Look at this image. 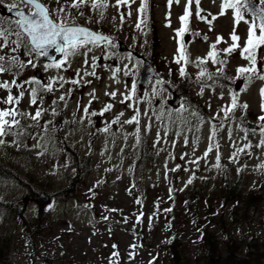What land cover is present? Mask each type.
Returning a JSON list of instances; mask_svg holds the SVG:
<instances>
[{
	"label": "rangeland",
	"instance_id": "374dc122",
	"mask_svg": "<svg viewBox=\"0 0 264 264\" xmlns=\"http://www.w3.org/2000/svg\"><path fill=\"white\" fill-rule=\"evenodd\" d=\"M13 2L0 5L5 27L11 22L15 28V20L7 16ZM101 2L109 6L69 9V20L114 36L124 49L116 43L90 44V51L79 49L61 69L47 68L40 57L36 67L27 65L30 57L23 48L0 52L17 55L25 64L18 72L13 68L0 74V82L23 84L17 107L33 115L42 109L38 120L18 117L17 134L3 137L0 144L4 264H170L173 245L180 264H206L211 247L207 250L203 231L211 234L214 256L223 255L227 243L236 246L238 255H247L253 242L252 263L264 264V147L258 146L264 140V121L259 119L264 116V79H248L238 71L249 66L242 50L250 23H237L234 11L223 7L225 0H199L198 5L196 0H172L171 5L169 0H147L143 14L138 12L142 0L130 7L117 6L116 0ZM43 3L55 15L65 0ZM186 10L189 15L182 22ZM233 33L240 38L239 47L225 53ZM211 51L224 63H214ZM256 55L264 72V46ZM144 58L163 76L162 83L138 86ZM37 70L42 79L34 76ZM58 76L67 81L63 87L40 92L42 102L30 104L29 90L38 85L24 82L46 84ZM20 91L13 87L11 94ZM8 94L0 88V100ZM233 95L238 106L226 115ZM175 97L180 100L173 106ZM9 107L0 102V109ZM133 116L139 123L124 122ZM210 144L213 151L204 159ZM218 154L220 167L215 166ZM195 158H200L198 166L189 163ZM83 162L88 169L75 182L76 166ZM225 179L239 183L234 197H226ZM66 187L70 191L62 198ZM41 193L53 201L39 206L35 200ZM37 228L39 235H30Z\"/></svg>",
	"mask_w": 264,
	"mask_h": 264
},
{
	"label": "snow or ice",
	"instance_id": "6c2138e0",
	"mask_svg": "<svg viewBox=\"0 0 264 264\" xmlns=\"http://www.w3.org/2000/svg\"><path fill=\"white\" fill-rule=\"evenodd\" d=\"M178 2V0H177ZM57 3L60 4V0H57ZM132 3H135V0H116V5H127L131 6ZM172 0H169L171 5ZM197 5L199 0H196ZM3 4V0H0V5ZM20 4L25 5L31 10L26 14L25 11L20 9ZM91 5L93 9H105L109 5L101 0H65V3L62 4L55 10V15L53 11L43 3V0H14L13 3L8 5V10L11 12L15 10V16L18 19L15 21V28L12 27V23L8 22V26L5 27L4 21L0 20V52H3L5 48H11L12 53H17L20 48H23L25 53L30 57L27 61V65L36 67L35 59L36 57H47L48 50L54 48L56 52L63 53L65 59L59 62H53L52 64L46 65L47 68H56L61 69L67 61V58L72 55H76L79 49L85 48L88 51L91 49L88 48V45H96L99 41L107 40L108 38L90 31L89 29L81 26L75 25L74 22H70V11L69 9H76L79 11L82 7ZM224 8L231 9L234 11V19L237 23L244 21L245 23H250L248 36L246 39V45L243 47L242 55L246 60L249 61L248 67H240L238 71L241 75L246 76L248 79H251L252 76H256L259 79H264V72L257 67V49L264 46V0H259L257 4L256 0H225L223 5ZM147 8V0H142L138 12L143 14ZM61 14H63L61 16ZM82 14V13H81ZM131 15V13H128ZM103 12H101V16ZM188 11H185V14L180 17L181 21L184 22L188 18ZM199 15V11H197ZM246 15L252 17L251 21L245 19ZM139 28L140 25L137 24ZM184 29L180 30L179 34H183ZM15 36L17 39L12 40L10 37ZM220 38H218L219 40ZM239 37L233 33L231 35V40L233 41L232 45L223 51L225 53H231L239 44ZM215 49V45L212 46ZM217 53L215 51L209 52L208 56L213 60L214 63L223 64L224 61L217 59ZM181 56H184V53H181ZM180 61L177 60V63ZM199 64H203L204 61H199ZM25 67L24 62H22L17 55L6 56L0 55V74L9 73L13 71V68L19 71V69ZM119 71V69H117ZM181 75H184V69L181 68ZM79 74V73H78ZM89 73H85L88 75ZM95 75L93 71L90 73ZM204 70H201V76H203ZM124 75H129L127 71L124 72ZM67 81L63 77H54L52 81L44 84L41 83L38 79H32L30 81H25L24 83H33L38 85V87L31 88L30 91V104L36 105L38 99L42 102L43 97L39 96L40 92H53L55 90V85L63 87L64 83ZM72 84H78L79 81L72 80ZM13 87H18L21 89L17 96L11 94V89ZM23 84H18L15 79L12 81H3L0 82V88L8 90L9 94L6 98L0 100L4 104H8L11 107L7 109H0V144L4 143L3 137L10 134H17L16 129L20 128V119L24 117H30L31 119L38 120L42 115V109L39 107L35 111V114L27 113L21 111L17 105H19L21 99L24 96ZM137 85L135 82L132 83L131 92L135 95ZM262 97H264V89L261 90ZM110 95L115 96V93ZM131 97L125 96V99H130ZM60 100H64L65 96L62 95L59 97ZM139 99V98H138ZM237 97L235 95L231 98V107L224 110L227 115L228 112H232L237 108ZM111 107V106H108ZM242 107L247 108V105ZM264 107V105H262ZM107 110V109H105ZM84 111L87 113L88 109L85 108ZM102 114V113H101ZM91 115H96L95 112H92ZM120 115H123L121 113ZM261 121H264V116L259 117ZM115 122H119V117H117ZM125 123H139L137 116H133L131 119L124 121ZM107 131V128H105ZM260 133L264 136V126L260 128ZM212 137H215L216 132L213 127ZM187 143V141H185ZM159 143V141H157ZM260 147H264V140L260 142ZM218 149V145L216 146ZM251 147V145H248ZM213 151V146L210 144L206 149L203 158L207 159L208 154ZM243 151V149H241ZM183 159V157H181ZM234 159V157H233ZM200 158H195L189 163L199 165ZM216 167H220V156H216ZM260 167L264 168V164ZM179 168V166H177ZM176 169H173L175 171ZM192 180L189 179L187 183H191ZM165 211H171V209H165Z\"/></svg>",
	"mask_w": 264,
	"mask_h": 264
},
{
	"label": "trees",
	"instance_id": "16d2710c",
	"mask_svg": "<svg viewBox=\"0 0 264 264\" xmlns=\"http://www.w3.org/2000/svg\"><path fill=\"white\" fill-rule=\"evenodd\" d=\"M190 83H193L192 80H190ZM88 169V164L87 162H83L82 164H79L76 166V176L74 177L73 181L75 182H78L77 179L79 178H83L84 176H81V171H83L84 169ZM7 170V169H6ZM88 173V172H87ZM224 182L226 183L225 184V187L223 190H225V195L226 197H228L229 195H235V191H238L237 190V187H238V184L239 183H232V184H229V182H227V179L224 180ZM70 191V188L69 187H66L65 190L61 191L60 194L62 195V198L65 197L66 193ZM66 192V193H65ZM255 205V204H253ZM212 219V222L215 223L216 219L215 218H211ZM24 223L25 220H24ZM26 226V224H25ZM223 226V224H222ZM30 227L26 226V230H29ZM36 231L38 232V228L36 229ZM203 235L204 238V243L207 245V250L209 247H213L214 245V242H213V239L211 238V234L206 232V231H203ZM225 253L223 255H215L214 254V248L213 250L210 248V253L208 252V262L206 264H253V260L251 259L250 255L251 253H249L253 248H256L257 249V246H255V244L252 242L250 243V247L248 248L247 250V255H238L237 253V248L236 246H232L231 244H226L225 246ZM213 251V252H212ZM249 253V254H248ZM4 252L2 250V248L0 249V264H4V256H3ZM263 257H264V253L261 254ZM179 257H178V254H177V250H176V247L175 245H173L171 247V252H170V264H180V261L178 260ZM258 264V262H257Z\"/></svg>",
	"mask_w": 264,
	"mask_h": 264
},
{
	"label": "water",
	"instance_id": "95a60500",
	"mask_svg": "<svg viewBox=\"0 0 264 264\" xmlns=\"http://www.w3.org/2000/svg\"><path fill=\"white\" fill-rule=\"evenodd\" d=\"M8 15L10 17H13L15 19H18V17L15 16V10H13L11 12L9 11L8 12ZM101 35H103V34H101ZM103 36H105V35H103ZM105 37H107V36H105ZM107 38H108L107 40H102V41H110V38L109 37H107ZM53 51H54V48H50L48 50V56L47 57H42V58L45 61L52 62V61L57 60L59 57H61V54L62 53L56 52L55 55H53ZM36 75L38 76L39 74L36 73ZM151 79H159V77L155 73L154 68L151 65V63L150 62H147V61H144L143 68L139 72V81H138V84L141 87H145L149 83V81H151ZM178 101H179L178 98H174L173 104L176 105L178 103ZM50 200H51V197L49 195L41 194L38 197L37 202L40 203V204H45V203H48Z\"/></svg>",
	"mask_w": 264,
	"mask_h": 264
},
{
	"label": "bare ground",
	"instance_id": "6f19581e",
	"mask_svg": "<svg viewBox=\"0 0 264 264\" xmlns=\"http://www.w3.org/2000/svg\"><path fill=\"white\" fill-rule=\"evenodd\" d=\"M166 26H167L168 28H173V26H172L171 24H166ZM195 62H196V60L194 61V64H195ZM187 64H190V63H187Z\"/></svg>",
	"mask_w": 264,
	"mask_h": 264
}]
</instances>
